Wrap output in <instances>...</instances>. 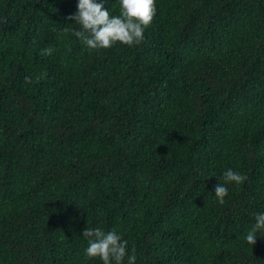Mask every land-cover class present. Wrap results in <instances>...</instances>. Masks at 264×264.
<instances>
[{
    "label": "trees",
    "instance_id": "trees-1",
    "mask_svg": "<svg viewBox=\"0 0 264 264\" xmlns=\"http://www.w3.org/2000/svg\"><path fill=\"white\" fill-rule=\"evenodd\" d=\"M76 3L0 0V264H102L87 226L136 264H264V0H155L107 49L62 31Z\"/></svg>",
    "mask_w": 264,
    "mask_h": 264
},
{
    "label": "clouds",
    "instance_id": "clouds-1",
    "mask_svg": "<svg viewBox=\"0 0 264 264\" xmlns=\"http://www.w3.org/2000/svg\"><path fill=\"white\" fill-rule=\"evenodd\" d=\"M108 3L109 0H77L76 11L70 17L75 26L62 31L71 32L89 49H107L117 42L131 46L142 40L145 28L156 13L155 0H118V14L105 7ZM41 51L48 55L53 49L45 47ZM221 176L224 183L219 180L212 192L217 202L223 204L228 185H239L246 177L231 167ZM261 232H264V211L254 214L243 239L253 246ZM82 236L87 239L83 249L86 258H98L102 264H136L134 247H129L128 241L115 229L105 231L99 226H87Z\"/></svg>",
    "mask_w": 264,
    "mask_h": 264
}]
</instances>
